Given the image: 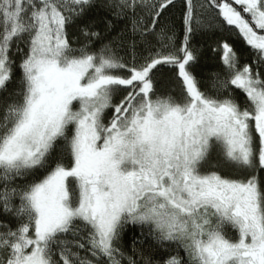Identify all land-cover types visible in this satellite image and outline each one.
<instances>
[{
    "label": "snow or ice",
    "instance_id": "snow-or-ice-1",
    "mask_svg": "<svg viewBox=\"0 0 264 264\" xmlns=\"http://www.w3.org/2000/svg\"><path fill=\"white\" fill-rule=\"evenodd\" d=\"M0 264H264V0H0Z\"/></svg>",
    "mask_w": 264,
    "mask_h": 264
},
{
    "label": "trees",
    "instance_id": "trees-1",
    "mask_svg": "<svg viewBox=\"0 0 264 264\" xmlns=\"http://www.w3.org/2000/svg\"><path fill=\"white\" fill-rule=\"evenodd\" d=\"M233 40H235V37H233ZM209 43H210L209 40L204 39V40H200L198 44V46H201L202 49L200 55V63L195 71V74L197 75L198 78L201 75L202 69L211 70L217 62L216 54L208 50ZM235 47L237 51H239L241 48V43L239 41H236Z\"/></svg>",
    "mask_w": 264,
    "mask_h": 264
}]
</instances>
